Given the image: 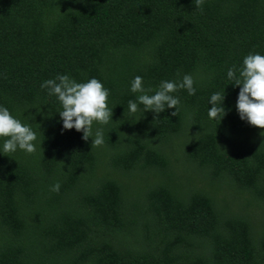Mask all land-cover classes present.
Here are the masks:
<instances>
[{
	"label": "trees",
	"instance_id": "1",
	"mask_svg": "<svg viewBox=\"0 0 264 264\" xmlns=\"http://www.w3.org/2000/svg\"><path fill=\"white\" fill-rule=\"evenodd\" d=\"M249 53L264 55V0H0V105L37 137L0 155V264H264V129L225 77ZM58 73L109 90L103 145L62 130L39 88ZM185 73L176 116L128 113L134 76Z\"/></svg>",
	"mask_w": 264,
	"mask_h": 264
},
{
	"label": "clouds",
	"instance_id": "2",
	"mask_svg": "<svg viewBox=\"0 0 264 264\" xmlns=\"http://www.w3.org/2000/svg\"><path fill=\"white\" fill-rule=\"evenodd\" d=\"M202 3L203 0H194L197 9H200ZM225 77L233 86H239L235 100L238 118L250 126L264 129V55H245L239 66H229L226 69ZM39 88L48 96L55 97L59 103L60 110L56 112L62 130L73 129L81 132V139L91 138L92 146L103 145V133L100 128L93 130V124L106 125L111 109L106 103L109 90L100 81L92 77L77 82L68 74L58 73L54 78L43 80ZM181 89L189 96L196 92L192 75L185 73L176 80H161L155 89L145 87L142 77L134 76L129 82L128 91L138 95L127 101V111L135 114L138 105H142V112L151 110L153 113H160L169 108L173 109L170 115L176 116L180 101L173 93ZM223 99V91H215L209 95L207 103L210 106L206 113L209 120L220 121L225 115ZM36 138V132L28 123H22L7 107L0 105V155L14 153L18 149L31 154L36 150ZM59 187L58 182L53 183L50 191L57 192Z\"/></svg>",
	"mask_w": 264,
	"mask_h": 264
}]
</instances>
